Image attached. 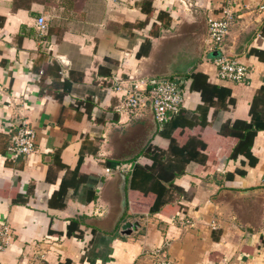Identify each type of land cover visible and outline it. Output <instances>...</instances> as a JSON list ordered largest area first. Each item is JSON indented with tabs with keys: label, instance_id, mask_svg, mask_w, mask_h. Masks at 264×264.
<instances>
[{
	"label": "crops",
	"instance_id": "crops-1",
	"mask_svg": "<svg viewBox=\"0 0 264 264\" xmlns=\"http://www.w3.org/2000/svg\"><path fill=\"white\" fill-rule=\"evenodd\" d=\"M183 3L0 0V226L11 235L0 264H155L157 254L264 264V101L250 154L231 158L237 139L221 133L264 100V0ZM222 7L232 12L226 53L249 68L244 82L219 79L209 50L207 18ZM161 79L183 95L166 123L150 108L139 119L116 111L125 91L144 99ZM22 120L35 151L12 160ZM172 142L205 163L173 177ZM126 222L139 226L124 234Z\"/></svg>",
	"mask_w": 264,
	"mask_h": 264
},
{
	"label": "built area",
	"instance_id": "built-area-1",
	"mask_svg": "<svg viewBox=\"0 0 264 264\" xmlns=\"http://www.w3.org/2000/svg\"><path fill=\"white\" fill-rule=\"evenodd\" d=\"M181 4L183 0H180ZM232 19V12L227 7H222L220 17L207 18V38L209 50L214 52V64L217 68V76L223 81L244 82L246 81L249 68L239 63L235 58L228 55L225 49V41L228 35L229 26ZM46 22L44 17L37 20V32L40 38L45 36ZM113 88L116 92L123 91L124 88L118 79H114ZM183 104V95L179 84L170 79H161L155 82L145 98H139L132 91H125L122 96L120 105L116 111L120 115L129 117L142 118L144 113L150 108L154 122L157 125H163L173 115H176ZM36 132L27 120L21 121V126L17 127L10 139V144L6 149V155L16 160L20 157L28 156L35 151ZM123 169L122 167L119 168ZM110 172V169H106ZM264 186V180H263ZM10 230L5 225L0 226V253L3 252L10 244ZM155 264H175L164 256L156 255Z\"/></svg>",
	"mask_w": 264,
	"mask_h": 264
},
{
	"label": "trees",
	"instance_id": "trees-1",
	"mask_svg": "<svg viewBox=\"0 0 264 264\" xmlns=\"http://www.w3.org/2000/svg\"><path fill=\"white\" fill-rule=\"evenodd\" d=\"M264 100L256 97L250 108V121L235 120L233 122H228L224 125L221 133L225 136L234 137L237 139V143L231 152V158H236L238 155L243 153L250 154V149L252 147L253 139L257 132L260 130L259 126L256 125V118H261L263 116L262 111L258 109V105ZM165 154L161 152V155ZM168 154L172 155L174 159L168 160L165 164V169L172 173L173 177H177L184 172V166L189 162H196L203 164L206 161V156L200 153L188 152L185 149L180 148L176 143H171L169 147ZM242 174V172H241ZM172 186L173 189L179 191L177 187ZM181 191V190H180ZM160 199L156 201L153 206L151 213L157 212L162 206ZM76 222H71L68 229V234L75 232Z\"/></svg>",
	"mask_w": 264,
	"mask_h": 264
},
{
	"label": "water",
	"instance_id": "water-1",
	"mask_svg": "<svg viewBox=\"0 0 264 264\" xmlns=\"http://www.w3.org/2000/svg\"><path fill=\"white\" fill-rule=\"evenodd\" d=\"M136 226H139V224L138 223H129V222H126V223H124V225H122L121 229H122V232L124 234H128V232H129L128 230L129 229L135 230Z\"/></svg>",
	"mask_w": 264,
	"mask_h": 264
}]
</instances>
